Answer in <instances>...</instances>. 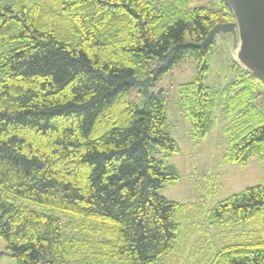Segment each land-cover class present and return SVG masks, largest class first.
Here are the masks:
<instances>
[{
	"label": "trees",
	"instance_id": "trees-1",
	"mask_svg": "<svg viewBox=\"0 0 264 264\" xmlns=\"http://www.w3.org/2000/svg\"><path fill=\"white\" fill-rule=\"evenodd\" d=\"M0 0V237L18 264H162L180 204L159 194L178 179L164 159L179 150L165 130L162 91L140 108L135 75L156 78L195 53L201 76L224 0ZM223 90L247 129L227 162L264 165L262 83L236 63ZM199 77L180 87V107L204 137L210 93ZM160 152L162 159L154 156ZM249 226L255 237L220 247L210 264H264V184L219 201L209 216ZM193 252L183 264L190 263Z\"/></svg>",
	"mask_w": 264,
	"mask_h": 264
},
{
	"label": "rangeland",
	"instance_id": "rangeland-1",
	"mask_svg": "<svg viewBox=\"0 0 264 264\" xmlns=\"http://www.w3.org/2000/svg\"><path fill=\"white\" fill-rule=\"evenodd\" d=\"M200 3L209 5L204 0ZM208 55V68L201 78L200 65L191 52L156 78H152L151 68L136 74L137 82L128 90L129 100L140 108L147 96L162 91L167 119L165 130L179 147L164 159L165 165L176 170L178 179L159 189L161 196L180 204L172 214L177 224L172 249L160 257L162 264H183L191 251V264H210L220 247L251 242L255 237L249 233L246 223L231 220L230 214H225L221 223L209 216L214 206L229 195L264 184V165L257 156L243 164L225 161L227 148L244 135L248 125L247 118L239 115L238 109L228 111L223 104V90L237 75L229 35L217 34ZM198 77L208 88L211 101L212 126L204 137H198L192 120L180 107L181 85ZM258 91L260 95L254 104L264 113L263 84ZM154 156L162 159L160 152H154ZM253 248L263 250L264 246L256 244ZM0 251H6V241L1 237ZM0 264L18 263L4 253L0 254Z\"/></svg>",
	"mask_w": 264,
	"mask_h": 264
},
{
	"label": "water",
	"instance_id": "water-1",
	"mask_svg": "<svg viewBox=\"0 0 264 264\" xmlns=\"http://www.w3.org/2000/svg\"><path fill=\"white\" fill-rule=\"evenodd\" d=\"M232 21L219 22L206 38L189 46L204 50L217 34L229 35L235 63L264 85V0H224ZM7 253L0 251V254Z\"/></svg>",
	"mask_w": 264,
	"mask_h": 264
}]
</instances>
